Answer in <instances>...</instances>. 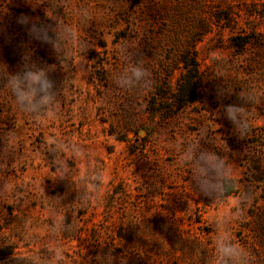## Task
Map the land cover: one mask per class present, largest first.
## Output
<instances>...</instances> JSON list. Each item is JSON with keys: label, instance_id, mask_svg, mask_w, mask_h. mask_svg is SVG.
Segmentation results:
<instances>
[{"label": "rangeland", "instance_id": "obj_1", "mask_svg": "<svg viewBox=\"0 0 264 264\" xmlns=\"http://www.w3.org/2000/svg\"><path fill=\"white\" fill-rule=\"evenodd\" d=\"M21 14L51 24L58 50L30 39ZM32 63L55 67L52 119L22 113L7 89ZM132 67L153 91L138 90L149 77L114 83ZM229 103L245 109L244 139ZM196 141L226 156L235 193L196 194L179 163ZM241 191L249 199L226 226L264 264V0H0V264H57V246L61 264H210V222ZM62 214L67 232L54 226Z\"/></svg>", "mask_w": 264, "mask_h": 264}, {"label": "clouds", "instance_id": "obj_2", "mask_svg": "<svg viewBox=\"0 0 264 264\" xmlns=\"http://www.w3.org/2000/svg\"><path fill=\"white\" fill-rule=\"evenodd\" d=\"M33 8L41 5L45 0H39L34 3L33 0H27ZM51 20V16H47ZM89 20L92 16L89 15ZM17 23L25 28L26 34L32 40L45 44H51L54 51L58 50L59 38L50 35L53 31L52 25L40 20L39 17H31L21 14L17 17ZM87 47L82 51L87 52ZM26 57H22V61ZM63 67L66 68L63 64ZM55 67H38L35 63L23 64L22 70L11 73L7 79V89L15 99L17 108L25 114L32 116H45L52 119L56 116L53 105L57 101V91L54 90L55 81L49 76V73ZM131 76H122L116 78L114 83L123 90H128L135 86L134 82L141 81L144 77H149L144 85L139 87V91L148 93L154 89V81L151 73L142 67H132ZM245 102H250L251 97H241ZM223 111L226 119L232 124L239 138L244 139L250 131L248 119L245 117L243 105L225 104ZM183 143V142H181ZM56 144V140L50 134L45 138V145ZM76 155H82L80 149L76 150ZM179 163L182 165H191V183L197 195L207 198L209 201L223 200L230 192L235 193L238 183L235 181V169L224 154L217 153L214 150L203 148L199 141L189 143L183 151L179 152ZM67 164L61 165L59 169H54L52 179H63L67 172ZM96 184L102 183V177H94ZM250 193L241 191L239 195L233 194L227 201L228 209L222 212L219 219L213 218L210 225L215 231L214 255L210 264H253L254 257L251 252L242 244L236 241L232 232L226 226L233 218H238L243 211V205L248 201ZM99 195H97V198ZM55 228L61 232H67L72 225L68 223L67 215H60L55 221ZM57 264L66 260L64 248L57 246L52 250ZM17 259L25 257L17 254ZM110 260L109 264H111Z\"/></svg>", "mask_w": 264, "mask_h": 264}]
</instances>
